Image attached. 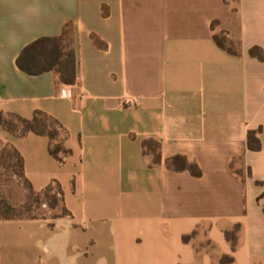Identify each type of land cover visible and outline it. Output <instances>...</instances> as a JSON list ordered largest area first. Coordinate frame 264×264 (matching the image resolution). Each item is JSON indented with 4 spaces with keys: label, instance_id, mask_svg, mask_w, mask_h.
<instances>
[{
    "label": "crops",
    "instance_id": "obj_1",
    "mask_svg": "<svg viewBox=\"0 0 264 264\" xmlns=\"http://www.w3.org/2000/svg\"><path fill=\"white\" fill-rule=\"evenodd\" d=\"M66 32L74 84L18 66L30 42ZM254 45L264 0H0V112L58 119L71 151L59 161L47 135L0 124L33 189L57 181L69 210L0 218V264H264V149L248 147L250 130L264 142Z\"/></svg>",
    "mask_w": 264,
    "mask_h": 264
},
{
    "label": "trees",
    "instance_id": "obj_2",
    "mask_svg": "<svg viewBox=\"0 0 264 264\" xmlns=\"http://www.w3.org/2000/svg\"><path fill=\"white\" fill-rule=\"evenodd\" d=\"M218 40L220 44L226 47L229 51L233 50L232 43L234 42L228 40L226 36H218ZM249 53L251 56L264 61V48L262 46H252L249 50ZM17 64L24 72L31 75H38L47 71H54L62 82L68 84H74L76 82V51L73 45V41L69 37L67 32L60 36H41L30 42L20 52L17 58ZM5 115L13 117L18 121V129H13L7 126V123L3 120V116ZM0 124L15 135H23L29 131L47 135L50 138V153L59 161H63L64 157L71 152L63 144V141L67 135L63 124L58 119L46 114L43 111H36L33 118L31 119L24 118L18 114H4L3 112H0ZM257 132V130L249 131L248 147L252 150H263L264 142L261 141V139L257 136ZM13 149L14 153L19 159L21 172L24 176L23 158L15 146H13ZM175 159L186 165V159L183 156H177ZM189 166L194 173H197L196 165ZM26 181L28 182L27 179ZM28 184L30 189L34 190L29 182ZM47 190H56V194L58 195V197L55 196L56 200H59L61 202L63 209V213H61L60 215L69 214V210L66 208L63 201V191L60 184L57 181H53L42 191L45 192ZM37 217L41 216H32L25 218ZM11 218L16 217H4L2 219ZM240 227L241 224L237 223L233 227V229L226 230V237L231 242L232 248L234 250L238 245V231ZM189 237L190 235H185L184 240H188ZM233 260L234 257L230 255H225L221 259L223 263L232 262Z\"/></svg>",
    "mask_w": 264,
    "mask_h": 264
},
{
    "label": "rangeland",
    "instance_id": "obj_3",
    "mask_svg": "<svg viewBox=\"0 0 264 264\" xmlns=\"http://www.w3.org/2000/svg\"><path fill=\"white\" fill-rule=\"evenodd\" d=\"M232 43V48H237ZM8 127L18 129V121L3 116ZM56 190L34 191L24 178L20 162L12 144L0 137V218H25L51 215L57 217L63 213L62 205L56 200Z\"/></svg>",
    "mask_w": 264,
    "mask_h": 264
},
{
    "label": "built area",
    "instance_id": "obj_4",
    "mask_svg": "<svg viewBox=\"0 0 264 264\" xmlns=\"http://www.w3.org/2000/svg\"><path fill=\"white\" fill-rule=\"evenodd\" d=\"M71 94H72V93H71V91H70L69 89L66 88V89L64 90V95H65L66 97H70Z\"/></svg>",
    "mask_w": 264,
    "mask_h": 264
}]
</instances>
